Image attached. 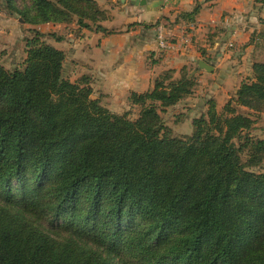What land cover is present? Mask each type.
I'll list each match as a JSON object with an SVG mask.
<instances>
[{
	"label": "trees",
	"instance_id": "16d2710c",
	"mask_svg": "<svg viewBox=\"0 0 264 264\" xmlns=\"http://www.w3.org/2000/svg\"><path fill=\"white\" fill-rule=\"evenodd\" d=\"M34 5L35 23L107 18L91 0ZM26 45L23 69L0 63V264H264V172L252 170L264 139L251 134L263 62L174 137L160 111L193 92L191 68L131 92L132 120L93 98L88 76H64L63 50Z\"/></svg>",
	"mask_w": 264,
	"mask_h": 264
},
{
	"label": "crops",
	"instance_id": "0c3cea01",
	"mask_svg": "<svg viewBox=\"0 0 264 264\" xmlns=\"http://www.w3.org/2000/svg\"><path fill=\"white\" fill-rule=\"evenodd\" d=\"M145 1L100 0L107 31L82 28L71 40L53 42L75 60V79L88 76L93 98L113 112L123 113L116 109L129 103L130 93L151 89L162 70L183 66L200 75L198 93H212L219 107L252 76L255 62L264 63V0ZM159 31L174 40L173 48L159 46Z\"/></svg>",
	"mask_w": 264,
	"mask_h": 264
},
{
	"label": "rangeland",
	"instance_id": "374dc122",
	"mask_svg": "<svg viewBox=\"0 0 264 264\" xmlns=\"http://www.w3.org/2000/svg\"><path fill=\"white\" fill-rule=\"evenodd\" d=\"M91 2L97 5L101 11L105 12L108 18L107 11L104 9L105 4L101 3L100 0H91ZM25 11L27 13L24 14ZM34 18H38V11L34 5V0H0V63L7 69L14 70L16 68H24L25 59L27 57L26 44L29 39L38 37L44 42L52 43L56 47H60V45L53 43L56 40L58 41L57 38L61 37L63 39V37H65L67 40H71V38H73L71 35L72 33L77 31L79 36L82 28H85L80 26L77 16H74L67 22L39 21L35 23ZM98 20L97 18H83V22L85 21L90 24L93 29L101 24ZM167 39L168 41H174L170 38ZM68 53H66L64 76L72 81H76L75 78L77 77L73 75L75 60ZM173 69L175 71L174 76L177 77L181 75V69H183V67H176ZM164 70H162V72ZM190 74L194 76V80L196 81L193 92L178 104L160 111L162 121L166 126L162 134L174 137L190 136L194 130V118L200 117L207 112V102L212 98L210 97L212 93H207L210 95H200L201 93L199 94L198 91L203 87V81L200 75H197L195 71ZM223 102H225V100L218 102V110H222ZM101 103L105 105L102 101ZM123 106V108L118 107L116 110L123 111V113L128 112V117L132 120L139 117L141 110L139 105H134L129 101L128 104H123ZM254 117H257V125L253 127L251 134L261 138L260 136L264 135V114L262 113ZM242 158L244 161L247 160L246 152L242 153ZM252 170L264 172V162L259 167L252 168Z\"/></svg>",
	"mask_w": 264,
	"mask_h": 264
},
{
	"label": "built area",
	"instance_id": "2783aa9c",
	"mask_svg": "<svg viewBox=\"0 0 264 264\" xmlns=\"http://www.w3.org/2000/svg\"><path fill=\"white\" fill-rule=\"evenodd\" d=\"M157 39H158L159 46L163 49L173 48V46H174V42L168 41L166 36L161 31H159V33L157 35Z\"/></svg>",
	"mask_w": 264,
	"mask_h": 264
},
{
	"label": "water",
	"instance_id": "95a60500",
	"mask_svg": "<svg viewBox=\"0 0 264 264\" xmlns=\"http://www.w3.org/2000/svg\"><path fill=\"white\" fill-rule=\"evenodd\" d=\"M133 3H134V4H140V3H146V1H145V0H134ZM200 66H201L202 68H205V69L208 70V71H212V70H213V67L210 66L209 64H207V63L204 62V61H200Z\"/></svg>",
	"mask_w": 264,
	"mask_h": 264
}]
</instances>
